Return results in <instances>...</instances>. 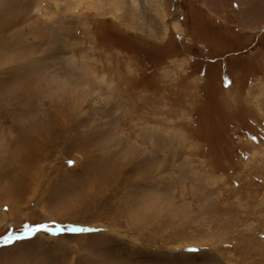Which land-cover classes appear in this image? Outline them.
<instances>
[{"label": "rangeland", "instance_id": "obj_1", "mask_svg": "<svg viewBox=\"0 0 264 264\" xmlns=\"http://www.w3.org/2000/svg\"><path fill=\"white\" fill-rule=\"evenodd\" d=\"M0 264H264V0H0Z\"/></svg>", "mask_w": 264, "mask_h": 264}, {"label": "snow or ice", "instance_id": "obj_2", "mask_svg": "<svg viewBox=\"0 0 264 264\" xmlns=\"http://www.w3.org/2000/svg\"><path fill=\"white\" fill-rule=\"evenodd\" d=\"M35 231H39V229H34L33 232H35ZM74 231H84V232H86V231H92V230L91 229H74Z\"/></svg>", "mask_w": 264, "mask_h": 264}]
</instances>
